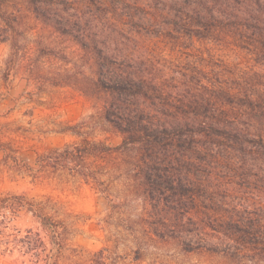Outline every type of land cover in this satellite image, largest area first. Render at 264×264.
Listing matches in <instances>:
<instances>
[{
  "label": "rangeland",
  "instance_id": "374dc122",
  "mask_svg": "<svg viewBox=\"0 0 264 264\" xmlns=\"http://www.w3.org/2000/svg\"><path fill=\"white\" fill-rule=\"evenodd\" d=\"M175 1L44 0V5L48 14L60 19L66 33H54L52 37L57 38L66 54H77L85 76L90 75L86 63L90 56L79 45L82 41L92 42L97 54L107 58L113 79L127 83L124 92L112 89L110 96L115 107H121L126 114H110L112 124H98L96 139L118 146L123 137L114 125L125 120L140 121L143 126L161 131L158 134L164 149L158 153L163 160L159 173L168 175L183 193L189 192V198L183 200V210L192 218V234L185 238L169 232V236L161 238L160 232L155 234L158 221L153 204L142 196L141 178V198L123 209L125 217L136 221L141 217L140 264H264V254L257 256L258 252L245 244L249 237L236 233L245 230L239 224L241 220L255 218L258 203L264 206V165L259 160L264 155L254 146L258 136H264V41L251 42L247 33L238 28L250 25L256 31L264 30V14L260 20L255 18L259 6L264 10V0H225L235 10L231 21L236 25L231 29H238V35H221L218 40L193 34L201 32L197 30L200 25H217L207 9H199L197 0H189L190 9L186 11L190 26L182 28L184 15ZM220 21L222 25L228 23L223 18ZM6 53L7 45L0 43V60ZM219 83H227L233 94L246 90L252 101L239 96V102L232 99L233 104L223 103L224 94L219 90L213 94ZM34 92L33 85L14 79L0 100V116L12 110L10 119L40 120L50 126L81 119H95L98 123L103 119L102 102L94 98L93 92L88 91L91 97L87 98L66 87L58 89L44 106L20 105L27 93ZM208 97L214 101V111L202 102ZM72 140L68 135L46 133L36 135L32 145L46 150ZM19 158L31 163L34 153L25 149ZM143 169L141 162V174ZM8 191L31 196L42 192L25 182L0 179V193ZM176 192L182 194L178 189ZM62 198L86 218L72 242L90 250L103 247V219L109 213L104 195L84 187ZM177 198L172 194L167 202L176 203ZM218 219L227 224H219ZM15 224L26 228L33 221L22 214ZM118 251L124 252L122 248ZM0 264L21 263L6 256L0 257Z\"/></svg>",
  "mask_w": 264,
  "mask_h": 264
},
{
  "label": "trees",
  "instance_id": "16d2710c",
  "mask_svg": "<svg viewBox=\"0 0 264 264\" xmlns=\"http://www.w3.org/2000/svg\"><path fill=\"white\" fill-rule=\"evenodd\" d=\"M228 2L197 0L198 8L207 9L209 18L217 25H200L197 30L201 32L193 33L194 36L217 39L221 35H238V29H231L236 25L231 21L235 10ZM174 3L181 6L184 15L182 28H189V0ZM263 14L264 10L259 6L255 18L260 20ZM222 18L228 20L227 25H222ZM219 25L229 29L221 31ZM62 26L56 15L47 13L44 0H0V43L7 45V53L0 60V100L14 79L24 80L35 88L34 93L26 94L28 97L20 105L34 103L44 106L58 89L70 87L87 98L91 97L88 91L93 92V97L102 102L100 115L103 118L98 119V123L95 119H81L76 123L57 122L50 126L40 120L10 119L12 110L0 116V179L25 182L42 191L34 196L25 192L0 193V257H12L21 264H140L141 217L138 221L125 217L123 209L141 198V178L142 196L153 204L158 221L155 234L160 232L161 238L169 236V232L185 238L192 234L189 231L192 218L187 217L188 212L183 210V200L189 198V192L183 193L168 175L159 173L158 167L163 160L158 156L164 149L158 134L161 131L143 126L140 121L125 120L113 124L123 137L118 146H109L96 139L94 132L98 124H112L110 114H126L121 107H115L110 96L112 89L124 92L127 83L113 79L107 69V58L97 54L92 42L86 44L82 41L79 45L90 56L86 57L90 75L85 76L78 65L77 54H66L57 38L52 37L54 33L66 34ZM238 28L247 33L251 42L264 41V30L256 31L250 25ZM45 31L49 36L44 34ZM254 49L256 51L253 52L258 54V49ZM112 80L115 83L110 84ZM130 82L135 85L134 81ZM150 85L155 87L156 84ZM215 88L213 94L219 90L225 97L222 98L223 103L227 105L234 103L232 99L238 101L239 96L252 101L246 90L237 94L230 92L227 83H219ZM202 102L215 110L212 97ZM114 108L119 112L116 113ZM162 131L165 133V129ZM46 133L68 135L73 140L60 147L37 150L32 145L34 137ZM254 146L264 155L263 135L258 136ZM25 149H32L34 153L31 163L19 158ZM259 160L264 165V156ZM141 162L144 166L142 174ZM84 187L104 195L109 202V213L103 219L105 243L97 250L72 242L86 218L84 214L74 212L62 198L63 194L78 193ZM172 194L178 197L176 203L167 202ZM22 214L31 217L32 226L17 227L15 222ZM254 216V219L241 220L239 224L245 230L236 233L244 238L248 236L245 244L259 256V253L264 254L263 204H257ZM218 221L219 224H227L222 219ZM120 248L123 254L119 253ZM245 250L249 249L245 246Z\"/></svg>",
  "mask_w": 264,
  "mask_h": 264
}]
</instances>
